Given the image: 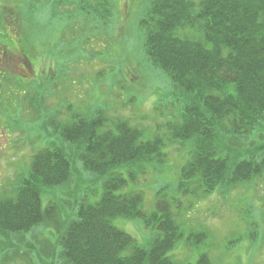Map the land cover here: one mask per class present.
<instances>
[{"label":"trees","instance_id":"trees-1","mask_svg":"<svg viewBox=\"0 0 264 264\" xmlns=\"http://www.w3.org/2000/svg\"><path fill=\"white\" fill-rule=\"evenodd\" d=\"M73 1L89 20L110 23L112 0L55 4ZM6 20L0 14L4 40L0 62L30 59L27 51L18 58L10 55L17 47L10 32L17 38L22 27L8 31L11 21ZM140 26L150 66L170 79L174 95L183 101L178 119L161 125L165 133L144 139V130L129 119L111 120L102 111L93 117L73 112L68 125L58 131L66 144H51L36 153L28 172L18 177L12 196H0V236L14 237L15 247H22L21 236L41 224L59 228L58 207L51 203L44 208L42 194L72 183L67 145L81 146L83 170L103 180L104 192L95 203L82 201L76 217L62 230L59 244L66 264H179L168 253L182 237L173 213L182 199L169 200L163 189L148 215L143 193L128 190L151 168L159 170L167 160V146L186 150L177 186L184 196L227 190L264 173V0H151ZM108 123L111 128L100 130ZM252 134L263 141L241 140ZM116 217L141 218L162 233L145 248L115 226ZM205 238V232H194L189 241ZM28 247L26 253H33ZM33 258L28 264L35 263ZM0 264H5L1 255ZM196 264L213 262L204 253Z\"/></svg>","mask_w":264,"mask_h":264},{"label":"rangeland","instance_id":"rangeland-1","mask_svg":"<svg viewBox=\"0 0 264 264\" xmlns=\"http://www.w3.org/2000/svg\"><path fill=\"white\" fill-rule=\"evenodd\" d=\"M59 1L0 0L1 17L11 21L8 31L22 27L17 38L10 32L17 45L10 55L18 58L27 51L31 57L0 62L3 197L12 196L18 177L28 172L36 153L51 144H66L58 131L68 125L73 112L93 117L102 111L111 120L129 119L144 130V139H150L165 133L161 125L178 119L183 106L170 79L150 66L144 51L140 22L151 0H112L113 16L106 24L86 18L76 10L75 1L57 8ZM21 11L23 18L17 20L15 15ZM2 42L0 37V47ZM111 127L108 123L100 130ZM241 140L263 141L255 134ZM181 148L167 146V160L159 170L151 168L128 187L143 193V211L148 215L156 209L157 193L163 189L169 200L182 199L180 207L173 206L182 237L168 255L179 264H196L204 253L213 264H264V173L227 190L184 196L177 189L187 157ZM67 150L72 183L42 194L44 208L57 205L59 228L53 223L39 225L21 236L20 248L14 246V237L0 236L5 264H28L32 257L34 264H66L59 244L62 230L76 217L82 201L95 203L104 192L103 180L83 170L81 146L67 145ZM113 223L145 248L162 233L147 227L141 218L116 217ZM194 232H205L206 238L190 242ZM28 246L33 253H26Z\"/></svg>","mask_w":264,"mask_h":264}]
</instances>
